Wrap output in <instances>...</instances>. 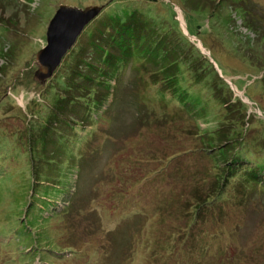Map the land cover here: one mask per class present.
Masks as SVG:
<instances>
[{"label": "rangeland", "instance_id": "rangeland-1", "mask_svg": "<svg viewBox=\"0 0 264 264\" xmlns=\"http://www.w3.org/2000/svg\"><path fill=\"white\" fill-rule=\"evenodd\" d=\"M60 6L104 10L42 83L37 54ZM111 34L138 58L194 55L196 73L212 67L264 123V0H0V264H264V188L239 181L194 205L218 169L180 151L215 124L153 100L159 86H142L134 66L108 99L101 89L96 113L49 123L71 67L102 65L93 44L119 53Z\"/></svg>", "mask_w": 264, "mask_h": 264}, {"label": "trees", "instance_id": "trees-1", "mask_svg": "<svg viewBox=\"0 0 264 264\" xmlns=\"http://www.w3.org/2000/svg\"><path fill=\"white\" fill-rule=\"evenodd\" d=\"M121 1L156 3L159 0ZM127 29H130V26ZM112 31L114 32L113 29ZM108 39L111 42V47H116L119 53H112L102 44H93L98 52V60L100 59L102 65L94 67L91 63L87 64L81 60L87 66L89 74L85 71L81 73L79 67L77 69L71 67L70 78L66 79L68 82L64 83L65 85L62 84L63 95H55L57 97L54 104L55 109L50 113L48 119L50 124L52 121L62 122L66 116L63 111L74 115L80 110H90V112L96 113L97 102H102L100 100L102 98L100 95L101 89H104L105 99H108L107 95H111L115 91L112 82L119 81L122 78L120 75L128 65L130 67L134 66L136 76L142 79L140 80L142 86L145 80L148 84L147 88H151L150 85L159 86V90L152 95L153 100H158L168 108L177 107L191 118L209 116L210 118L205 120L210 121L211 119V122L215 124L212 129L205 131L198 129L200 140H196L198 141L194 146L196 148L186 152L180 151L182 155L196 153L197 157L203 154L218 169L215 175V189L208 195V193H203L200 188L196 187L197 197L194 201L198 202H194V205L201 208L207 206V204L213 203L216 205L215 202H222V200H225L223 199L225 197L224 189L239 181L246 184L247 190H251L249 186L259 190L264 188V154H261L264 150V130L261 129L264 123L250 121L247 112L248 107L239 99L228 98L227 85L224 84L212 67L205 73L206 67H208V65H205L196 73L202 63L197 64L199 66H196V64L190 66L189 62L194 61L195 57L194 55L190 57L185 55L187 51L184 52L185 58L182 55V57L172 62L169 61L167 56L163 60L157 61L149 60L147 54L146 56L140 54L138 58L134 52L135 45L132 43L116 41L114 40L116 39L114 34L109 35ZM103 44L107 45V43ZM157 48L158 46H156ZM198 54V58L201 59L202 56L199 51ZM170 67L174 69L172 73H170ZM193 73L196 77L192 75ZM188 74H190L191 79H189ZM145 75H149L148 79L145 78ZM81 79H85L93 86L88 89ZM262 83L264 84V76L262 81H256L255 85L259 87V84ZM85 91H87V95L90 94L88 96L83 95L82 92ZM95 95L98 100L94 99ZM168 104H171V107ZM101 107L99 106V108ZM262 111L264 112V107ZM259 124L261 125L259 126ZM198 128H200L199 125ZM255 130H258V132L255 133ZM192 140H195V138H192ZM211 168L215 169L213 166ZM205 195H207L206 201L204 199Z\"/></svg>", "mask_w": 264, "mask_h": 264}, {"label": "water", "instance_id": "water-1", "mask_svg": "<svg viewBox=\"0 0 264 264\" xmlns=\"http://www.w3.org/2000/svg\"><path fill=\"white\" fill-rule=\"evenodd\" d=\"M104 7L77 9L60 6L49 22L46 47L37 54L39 70L35 78L46 82L53 77L64 58L76 45L84 30L100 16Z\"/></svg>", "mask_w": 264, "mask_h": 264}]
</instances>
